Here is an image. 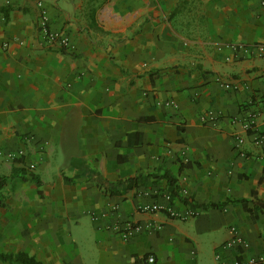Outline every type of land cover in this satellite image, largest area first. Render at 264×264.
<instances>
[{
	"label": "crops",
	"instance_id": "0c3cea01",
	"mask_svg": "<svg viewBox=\"0 0 264 264\" xmlns=\"http://www.w3.org/2000/svg\"><path fill=\"white\" fill-rule=\"evenodd\" d=\"M36 1L0 0V255L37 264L264 258V140L255 143L264 57L238 48L264 43V0H40L71 51L44 43ZM165 100L177 108L156 104ZM207 111L216 120L204 124ZM18 149L23 157L3 159ZM137 175L123 193L98 184ZM169 178L180 192L166 201ZM152 201L180 217L140 211ZM147 222L122 239L119 229ZM231 227L246 248H223Z\"/></svg>",
	"mask_w": 264,
	"mask_h": 264
},
{
	"label": "built area",
	"instance_id": "2783aa9c",
	"mask_svg": "<svg viewBox=\"0 0 264 264\" xmlns=\"http://www.w3.org/2000/svg\"><path fill=\"white\" fill-rule=\"evenodd\" d=\"M36 6L38 9V19L36 22V30L37 33L42 37L44 43L48 45V47H57L61 49V51H71L73 46L69 40V37L62 31L53 30L49 26V18L47 15L46 8L42 1L37 0ZM238 48L241 49L244 53L255 55L257 57H264V43H255L253 45H238ZM225 89L234 90V86L226 83L223 85ZM264 103V99H263ZM158 106L164 108H177V105L172 100H165V101H157L156 103ZM254 118L255 115L252 114L249 116L248 121L245 123V128L247 130L251 129L254 125ZM200 120L202 123H211L216 120L215 115L211 111H207L201 115ZM29 138H26L28 140ZM264 140V136L257 137L255 139L256 144H261ZM25 154L24 149H18L15 151H9L3 154V159L7 162H12L15 159L23 157ZM163 199L166 201H170L171 197L170 194H165ZM139 209L143 213H156V212H165L170 217H180V214L173 210L169 205H165L164 203L158 201H152L150 203H142L139 205ZM198 213L193 211L188 213V216H196ZM151 228L150 223H145L144 225H132L128 224L124 228L119 229V233L123 240H127L132 235L141 232L142 230H149ZM231 236L230 238L222 245L223 248H235L241 247L246 248L247 242L238 234L237 230L234 227L230 228ZM216 258L218 259L219 256L217 255ZM146 261L151 264L154 262V258L152 256L147 257ZM264 261L263 257H257L255 259H251L247 264H260ZM227 264H241L239 261L233 260L228 262Z\"/></svg>",
	"mask_w": 264,
	"mask_h": 264
},
{
	"label": "trees",
	"instance_id": "16d2710c",
	"mask_svg": "<svg viewBox=\"0 0 264 264\" xmlns=\"http://www.w3.org/2000/svg\"><path fill=\"white\" fill-rule=\"evenodd\" d=\"M21 173H24V170H20ZM29 179L31 181H33L36 185L39 184V181L37 179V177L34 175V174H31L29 173L28 175ZM140 182V177L139 175L135 176V177H132V178H129V179H126V180H119L115 183H108L106 181H103V180H98V184L103 186L105 189L108 188L109 186L111 188H115V190H110L111 194L112 193H123V192H127L129 191L131 188H133L134 186H136L138 183ZM168 183H169V186L171 188V193L170 194V197L172 198V196H177L179 195V189L178 187L175 185V181L173 178H169L168 179ZM6 184V179L5 178H0V203H1V200H2V194H1V190L3 189V187L5 186ZM117 188H121L120 191L117 189ZM182 201L184 202H187L188 198L187 197H182L181 198ZM209 206H214V205H206V207H209ZM263 206H264V203H263ZM0 258L1 259H5V260H9V261H16V262H19L21 264H37L32 258L28 257L27 255L25 254H18L14 257H11V256H6V255H0Z\"/></svg>",
	"mask_w": 264,
	"mask_h": 264
}]
</instances>
